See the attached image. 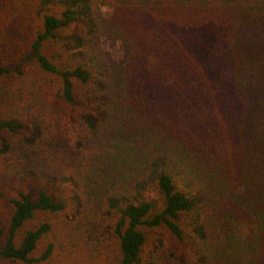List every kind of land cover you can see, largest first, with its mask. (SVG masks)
<instances>
[{"label": "trees", "instance_id": "trees-1", "mask_svg": "<svg viewBox=\"0 0 264 264\" xmlns=\"http://www.w3.org/2000/svg\"><path fill=\"white\" fill-rule=\"evenodd\" d=\"M1 204L13 264H264V0H0Z\"/></svg>", "mask_w": 264, "mask_h": 264}, {"label": "rangeland", "instance_id": "rangeland-1", "mask_svg": "<svg viewBox=\"0 0 264 264\" xmlns=\"http://www.w3.org/2000/svg\"><path fill=\"white\" fill-rule=\"evenodd\" d=\"M104 11L106 13H109V9L105 8ZM61 37H59L57 40L63 41V37L66 36V33H60ZM57 40L52 43V47L55 50H60V46L57 44ZM103 48L105 51L111 54L113 59L116 61H123L125 59V53L122 47L121 42H114L110 40H104L103 41ZM221 76H224V74H220ZM224 105L227 106V101L224 102ZM74 119L67 118L65 119V130L68 132L70 138L72 141H75L76 135H75V124L73 125L72 121ZM45 187L44 183L41 182H33L29 185V187L26 189L30 195L33 197H36L38 195L39 190ZM12 209L7 204H1L0 205V219L3 223L5 232H6V239L9 235V229H10V217H11ZM67 221L66 215L61 216L58 219H55L53 221L54 228L53 232L46 236L42 243L40 244V249L36 252V256L39 257L43 251L45 250L48 243L55 241L57 243L54 257L49 260L42 263L37 264H107L106 260L104 259H98L93 260L89 256L87 251L81 250V249H72V243L68 242L64 239L63 234V227L65 222ZM66 243H68L70 246H67ZM172 244H170V241L166 239V249H171ZM149 247H147L146 250H148ZM184 249H182L183 251ZM144 260H148V257L145 256ZM0 264H13L5 260H0Z\"/></svg>", "mask_w": 264, "mask_h": 264}]
</instances>
